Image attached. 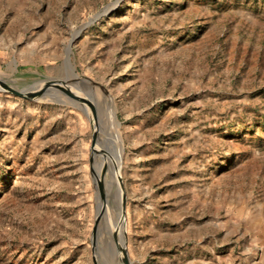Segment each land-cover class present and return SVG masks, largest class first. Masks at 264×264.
I'll return each instance as SVG.
<instances>
[{"label":"rangeland","instance_id":"rangeland-1","mask_svg":"<svg viewBox=\"0 0 264 264\" xmlns=\"http://www.w3.org/2000/svg\"><path fill=\"white\" fill-rule=\"evenodd\" d=\"M0 84V264H264V0H0Z\"/></svg>","mask_w":264,"mask_h":264},{"label":"bare ground","instance_id":"bare-ground-1","mask_svg":"<svg viewBox=\"0 0 264 264\" xmlns=\"http://www.w3.org/2000/svg\"><path fill=\"white\" fill-rule=\"evenodd\" d=\"M69 80V79H67ZM68 82H71L70 80ZM63 83V82H61ZM0 89H4V86L0 84ZM29 92H39V93H42V96L43 97H47L46 99H53L54 96H57V95H64L66 97L69 98V95H70V91H69V88L68 87H65V86H61V85H50L49 84L45 85V84H39L38 86L34 87L33 89L29 90ZM41 95V94H40ZM85 96V95H84ZM81 100V99H80ZM87 101V100H86ZM78 102V101H77ZM87 103L89 104V101H87ZM89 108V107H88ZM91 110V109H90ZM95 118H97V115L95 114V112H93ZM100 123V115H99V118L96 120L95 124H99ZM101 125V124H100ZM112 125L114 126L115 128V136L120 140L122 141V131L120 129V123H119V120L117 118V115H116V112L113 110V114H112ZM102 136L103 134L110 137V133L107 132L105 130V128L102 130ZM98 147V149L96 150V152H98L99 150H102L104 149V142L102 141H99L97 140L96 141V145ZM99 155V154H98ZM109 158L110 155H109ZM98 161V160H97ZM96 161V162H97ZM109 162H110V159H109ZM102 163V162H101ZM119 164H120V161H119ZM112 175L114 176V173L112 172ZM101 180V179H100ZM104 186V185H103ZM106 186H107V182H106ZM104 189V188H103Z\"/></svg>","mask_w":264,"mask_h":264},{"label":"water","instance_id":"water-1","mask_svg":"<svg viewBox=\"0 0 264 264\" xmlns=\"http://www.w3.org/2000/svg\"><path fill=\"white\" fill-rule=\"evenodd\" d=\"M1 83H3L4 84V86H5V88L6 89H10L12 92H14V93H17V94H19V95H23V96H26V95H30V96H33L34 94H40L39 92H32V93H30V92H28V91H26V90H17V89H14V88H12V87H10L9 85H7L5 82H2L1 81ZM47 83L48 84H52L53 83V81L52 80H47ZM122 202V198H121V200H120V203ZM119 221H121V218H120V220ZM124 234H125V231H124ZM126 235V234H125ZM123 244H124V247H123V254H126V251H127V243H126V239L124 240V242H123ZM122 258H124L123 256H122Z\"/></svg>","mask_w":264,"mask_h":264}]
</instances>
